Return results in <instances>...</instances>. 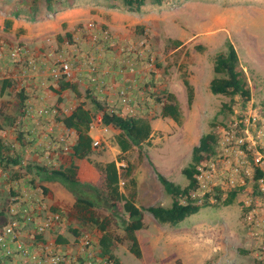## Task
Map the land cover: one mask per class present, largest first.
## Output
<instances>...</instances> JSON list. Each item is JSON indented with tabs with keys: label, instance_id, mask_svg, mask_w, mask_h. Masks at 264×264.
<instances>
[{
	"label": "rangeland",
	"instance_id": "374dc122",
	"mask_svg": "<svg viewBox=\"0 0 264 264\" xmlns=\"http://www.w3.org/2000/svg\"><path fill=\"white\" fill-rule=\"evenodd\" d=\"M144 1L151 7H155V4H157L155 0ZM30 2V0H23L22 2L20 0H0V8L21 7V5L28 7L31 6ZM99 2L100 4H89L90 13L96 14L99 18L103 17L106 12L112 15L125 16L127 24L123 30L131 34H136L139 31V29H136L138 26L142 27V25L130 23L129 17L133 20V16L138 15V13L135 14V10L121 5L120 0H99ZM110 2L114 5L113 7L109 5ZM211 3L213 2L210 0L205 2L202 0L163 1L161 8H164L165 12L161 18H156L151 26V29L157 32V36L151 32L148 36L151 48L156 55L155 62L162 71L158 81L160 82L159 87H157L158 92L165 94L173 90L175 102L180 113L179 122H174L169 117H162L160 112L154 109V105L157 102L154 94L151 93L149 105L152 115L146 111L141 114L143 115L144 113L147 118L152 117L150 122V126L153 127L152 137L141 144L140 152H138L137 147H133L128 152L119 154L116 151L118 148L113 141L116 134L115 131L109 127L101 134L98 132L101 138L100 146L92 149L87 158L78 162L77 176L82 182L95 186L100 190V193L104 192L102 185L103 174L97 169L98 164L122 156L124 161L133 166L135 165V168L139 169L138 174L136 173L139 177V179L137 178L138 186L136 187L139 197H137L135 202L138 205L147 203L148 205L161 204L160 206H163L162 202H152L149 195L146 197V193L151 192L153 188L156 174L161 172L168 181H176L180 185L186 183L185 177L180 173V168L190 163L191 148L197 144L201 134L208 131L216 133L219 126H224L233 119H237L239 112L248 111L247 108L254 110L259 117L264 115V7L257 6L256 15L251 16L240 11L235 13V11L230 10H218ZM38 5H40V8L44 6L42 0H38V3L36 2L35 8ZM220 5L226 7L225 3H220ZM92 6L95 7L92 9ZM173 8L177 9L174 11ZM146 14L148 15L149 13L147 12ZM172 19L175 20V23H171ZM60 29L62 32L65 28ZM64 32L67 31L65 30ZM64 32L63 34H65ZM192 34L195 35L193 37L198 39L196 45L192 46L193 58L189 54L188 48L171 52V49H173L170 42L171 38L182 37L181 39H186ZM49 39L54 41L56 38ZM227 41L233 45L236 51L238 58L236 70L243 72L246 86L250 91L249 98L242 101L238 96L228 98L215 95L207 87V90L201 89V93L196 94L192 104L188 105L186 91L182 83L183 80H187L190 74H196V71H200V77L203 78V82L206 74L211 78L213 72L210 65L213 63L214 54L219 51H225ZM182 51H186V53L184 54ZM13 64L11 63L9 66ZM189 65L193 66L192 69L188 68ZM196 65L199 66L198 70L194 69ZM47 81H45L46 84ZM202 91H206V93L204 94ZM80 92L84 95L86 94L85 97L90 102L89 89H85L84 86ZM73 96H75L74 93ZM11 97L13 96L10 94L4 95L3 108L0 110V121L4 120L3 127L0 126L2 130H8V127H11L10 125L14 126V128L17 125H21L20 122L24 110L19 107V101ZM223 103L226 104L225 107L221 106ZM157 107H159V104H157ZM89 110L92 116L97 114L91 105ZM15 120H18L19 124L15 123ZM18 132L22 131L11 129L5 133V136L6 134L16 136L19 135ZM262 150L264 151V147ZM134 151L137 152L138 156L135 157ZM141 152L153 175L143 170L145 162L142 165L136 164L142 158ZM124 161L122 162L123 164ZM42 166L47 167L46 165ZM9 174H11V171ZM29 174V184L40 189L47 204L52 205L54 203V201H50L52 194H54L55 202H59L57 204L60 205V208L68 207L73 202L71 194L61 185H51V190L48 188L51 192V196H49L39 187L40 181L37 179L38 177L36 178L32 171ZM177 176L179 179L176 178ZM156 182L160 183L158 180ZM251 187L252 183L248 180L243 189L236 191L232 202L228 205H223L222 203L228 191L220 193L216 196L215 202H205L207 205L199 207L196 212L173 224L171 230L163 233L158 239L151 235V241L156 242V257L160 256L162 250L166 248L167 252L178 249L177 251L180 255H182L180 250H194L195 248L200 250V245L202 250L207 251L210 248V244L216 245L213 235L216 234L214 230H217V233L220 232L221 234L219 236L222 238L225 250L231 255L230 262L232 264H255L256 257L254 253L258 249L259 243H255L254 238L251 237L245 226L246 222L242 216V201L249 198L253 203L256 201L262 204L261 207L264 209V193L253 191L251 195ZM115 207L117 210L115 212L104 207H97L96 212L100 217L109 216L111 221L110 232L117 236H122L120 204L116 203ZM81 230L89 238L92 237L93 232L90 227H84ZM239 230L242 234L247 233L244 236L246 238L245 244L239 242V240L233 242L222 237V235L228 234V231L234 233ZM45 236L47 240H52L53 234H46ZM170 238L176 244H172ZM259 246L263 247L264 241ZM113 249L114 255L121 264H171L170 260L165 263H161L159 260L151 263L148 259L141 263L140 260L129 253L124 241L116 243ZM197 256L199 255L194 257ZM184 264H193V258L190 257L187 263Z\"/></svg>",
	"mask_w": 264,
	"mask_h": 264
},
{
	"label": "built area",
	"instance_id": "2783aa9c",
	"mask_svg": "<svg viewBox=\"0 0 264 264\" xmlns=\"http://www.w3.org/2000/svg\"><path fill=\"white\" fill-rule=\"evenodd\" d=\"M69 32L68 37L62 35L58 41L45 39L52 46L38 66L30 50L20 42L8 44L0 37V55L13 63L38 68L44 84L49 78L69 81L75 72H82L90 88L88 93L95 96L104 111L122 117H145L141 114L145 111L152 115L149 96L162 94L157 89L162 71L156 66V55L148 37L132 40L125 35H115L107 25L97 24L92 19L77 23ZM75 62L79 64L74 66ZM5 67V64L0 65V73L9 77ZM74 106L58 108L44 103L28 106L26 115L37 122L39 117L68 114ZM247 110L217 128L213 151L195 165L194 182L188 195L190 201L215 202L220 193L242 187L248 180L252 183L255 168L263 172L255 183L257 191L264 193V119L254 110ZM96 112L89 127H96L101 134L109 127L101 123V112ZM65 140L66 136L61 135L48 147L54 149L63 144V150L69 151ZM100 144L99 134L91 138L92 149ZM116 164L123 165L122 162ZM242 203L245 226L260 245L264 240L262 204L253 203L249 198ZM50 206L38 187L28 186L9 194L0 206V264H114L112 259L98 253L86 234L76 239L72 251L56 243V237L69 221L65 214L51 210ZM46 234H53L52 240H47ZM259 245L254 255L257 264H264V246Z\"/></svg>",
	"mask_w": 264,
	"mask_h": 264
},
{
	"label": "crops",
	"instance_id": "0c3cea01",
	"mask_svg": "<svg viewBox=\"0 0 264 264\" xmlns=\"http://www.w3.org/2000/svg\"><path fill=\"white\" fill-rule=\"evenodd\" d=\"M53 1L54 0L50 1L51 6H53L51 7L52 11H47L44 6L40 8V5L35 8L36 2L38 3V0H34L35 5L33 6L30 3V7H25L24 5H21V7H7L6 9L0 8L1 40L3 42L5 41L8 44H12L16 41L22 43L30 50V56L33 58L37 66L39 64V59H41L46 53V51L52 46V44L46 42L45 39L56 38V41L60 40V37L62 36L59 35H62L65 30L67 32L71 31L76 25V23L79 21L82 22L92 19L97 24L107 25L110 31L115 35H125L130 39L135 40L142 36L148 37L150 32L153 35L157 36V32H154L151 29V26L155 19L161 18L162 14L165 12V9L161 8V4L165 0L157 2V4H155V7L149 6L147 2L143 0V4L140 5L137 10H135L137 12L134 11V13H138V15L133 16V20H131V17H129L130 23H135L134 25H142V27H135L136 29H139V31L136 34H134L133 32V34H131L130 32H124L123 30L124 26H126L127 24L125 21V16L116 14L112 15L106 12L103 17L99 18L96 14L90 13L89 4H100L99 0H72L70 5L61 7H57L55 3L56 1ZM64 1L66 2L68 0H63V2ZM202 1L205 2L206 0ZM210 1L213 2L211 3V5H214L218 10H230L235 11V13L240 11L243 13H247L251 16L256 15L257 6L264 7V0ZM53 3H55V6ZM220 3H225L226 7L220 5ZM94 7L95 6H92L91 8L93 9ZM12 8L14 9V11L23 10L24 13H19V15L15 16L14 12H12ZM176 9L177 8H175L174 11ZM147 12L149 13L148 15L146 14ZM171 23H175V20L172 19ZM60 28L65 29H63L61 32ZM193 36L195 35L192 34L186 39H181L182 37L175 39L171 38L172 40H178L180 42L178 46L172 47L173 49H171V52L177 51L178 49L182 50L188 48V52L193 58L192 46L196 45L198 41V39ZM166 37L168 36L166 35ZM182 52H184V54L186 53V51ZM11 63L13 62H11L7 57L3 56V54L0 55V65L5 64L7 66L5 68L9 72V77H4L0 73V110L3 108V99L5 94H10L11 96H13L11 97L12 99L19 101L16 93L21 92L22 96L24 97L22 101L24 114L20 122L21 125H17L16 128L10 125L11 127H8V130L0 129V145L2 146L0 156L13 159H15L16 157L18 159V163L14 165L7 164L4 160H0V206L6 202L9 194L18 193L19 191L24 188H27L28 186L32 187L29 184L28 177L30 174L26 166L32 165L33 170L36 169V165H46L48 168H59L67 166L69 163L78 165V162L80 161V159H75L70 156V146L74 142L75 134L72 129L65 128L58 120L61 115H47L44 117H39L37 122H35L33 118L26 115L28 106L37 107L38 105H43L45 103L48 105L54 104V106L59 108L62 106L76 105L81 102L85 103V108L90 109V105L92 106V104L87 101L88 99L85 97V95L80 92L82 91L84 86L85 89L89 88L84 73L75 72L71 80L68 81L70 83H77V92L74 93L75 96H73V92L71 90L67 88H60V80L54 81L49 78L47 84H44L43 78L40 74H38V68L32 69L28 67L26 63H14L13 65L9 66V64ZM49 64H51V62H49ZM78 64L79 62H75L73 65L77 66ZM210 66L212 68V64ZM192 67L193 66L190 65L188 66L189 69H192ZM194 69L198 70L199 66L196 65ZM4 79H7L12 83L11 85H8L2 89L1 81ZM210 79L211 78H209L206 74V76H204L203 82V78L200 77V71H196V74H190L187 77V82L190 84L193 92L192 100L196 94L201 93V89L207 90ZM170 93L173 94V90H170ZM203 93L205 94L206 91H204ZM192 100L190 105L192 104ZM157 104L154 105V109L157 110V112H160V105L156 108ZM151 120L149 121V123L151 122ZM3 123L4 120L2 122L0 121V126L3 127ZM15 123L19 124V121L15 120ZM11 129H19V131L22 132H18L19 135L16 136H11L9 134H6L5 136V133L9 132ZM114 131L115 133H117L116 130ZM88 134L91 138L96 136L98 134L97 128H90ZM152 134L153 127H151V133L149 135V138L152 137ZM61 135L66 136L65 144L69 146V151L63 150V144H60L58 148L54 149L48 147V145H50L52 141H54L57 137ZM25 148H27V150H25ZM116 151L119 152L118 149H116ZM134 153L135 157L138 156L137 152L134 151ZM141 155L142 158H140L139 162L136 163L137 165H142L145 162L142 152ZM121 161L123 162V160ZM131 166L132 169L130 177H132L135 181L134 204L137 207L149 206L147 203L143 205H138L135 202L137 197H139V194L136 191L139 179L136 173L138 174L139 169H136L135 165ZM143 166L144 171H148L151 175H153L151 168L146 164V162L145 165L143 164ZM8 171H11V174H9ZM176 178L179 179L178 176ZM156 180L157 179L154 176L153 188L151 189V192L146 193V197L149 195L152 202H162L163 206L168 207L171 203V197L164 191L162 185L156 182ZM40 183L49 189L51 185L58 184L57 182L46 181ZM173 183L177 184L180 187H183L186 185L187 182L181 185L176 183V181ZM53 196L54 194H52L50 201H54V203L60 207V205L57 204L59 202H55V197ZM71 204L72 203H70V205ZM121 217L123 220H125L127 219V214L123 213L121 214ZM141 220L143 227L135 231V237L137 239L141 251V256L136 259L140 260L141 263H144L145 259H148L151 263H155L157 260H159L161 263H165L170 260L171 264H184L187 263V260L190 257H192L193 264H232L230 262L231 255L225 250L222 238L219 236L220 232L217 233V230H214L216 234L213 235L215 238L214 242L216 245L214 246L210 244V248L207 251L202 250L200 245V250L198 248H195L194 250H180V253L184 255L182 256L178 253V249H173L167 252L166 248L162 250L160 256L156 257V242L151 241L150 236L154 235L155 238L158 239L163 233L169 232L173 225H170L168 223L157 222V220L148 211L145 210H142ZM1 223L2 217L0 215V224ZM84 227L90 226H82L75 222L69 221L67 227L63 229L58 235L59 237L65 238V241L62 243L60 242L58 244H60L63 248L72 251L76 244V239L81 234H85L81 232V229H83ZM90 228L93 232L91 238L94 242H96L99 236L101 235V232L94 226H91ZM246 235L247 233L242 234L239 230L235 231L234 233L228 231V234L222 235V237L230 241L232 240L233 242L239 240V242L245 244L246 238H244V236ZM216 237H218V239H216ZM251 237L253 236L251 235ZM253 238L256 243L257 240L255 239V237ZM172 240L173 239L170 238V241ZM26 242L29 243L30 240H26ZM172 244H176V242L172 241ZM250 247L249 249H251ZM112 254L114 255V249L112 250ZM195 255L199 256L194 257ZM115 259L117 260L118 264H121L116 256Z\"/></svg>",
	"mask_w": 264,
	"mask_h": 264
},
{
	"label": "trees",
	"instance_id": "16d2710c",
	"mask_svg": "<svg viewBox=\"0 0 264 264\" xmlns=\"http://www.w3.org/2000/svg\"><path fill=\"white\" fill-rule=\"evenodd\" d=\"M23 0H20L22 2ZM32 6L34 0H30ZM44 7L47 11H52L51 0H42ZM57 7L68 6L72 0H54ZM159 2L160 0H155ZM116 2V1H115ZM121 5L137 10L140 5L143 4V0H120ZM59 5V6H58ZM110 6H114L111 2ZM55 6V4H54ZM30 7V6H29ZM32 8V7H31ZM55 8V7H54ZM13 9V8H12ZM14 15L24 13L23 10H12ZM70 32H66L63 36L68 37ZM62 36V35H59ZM61 38V37H60ZM172 47L178 46V40H171ZM199 47V46H198ZM41 59H39L40 62ZM34 61V60H33ZM35 63V61H34ZM238 58L233 45L227 41L226 50L219 51L214 54L212 63L213 76L209 80L208 88L212 94L221 95L231 98L238 96L242 101L249 98L250 91L248 90L243 72L236 70ZM157 67L158 64L156 65ZM60 88H67L73 93H76L77 83H70L66 80H60ZM12 82L9 80H2V89ZM183 86L186 91V101L189 105L192 100L193 92L190 84L187 80H183ZM16 95L19 98V107L23 109V99L21 92H17ZM86 96V94H85ZM90 103L96 111L101 112V123L105 126L111 127L116 130L117 133L114 136V144L119 150V154H123L131 150L134 146L137 147L140 152V147L143 142L148 141L151 133V127L149 121L151 118L146 117H122L113 113L104 111L97 101L95 96L90 95ZM156 102L160 105V115L162 117H169L174 122H179V109L175 102V97L172 93H162L155 96ZM85 103L81 102L76 104L72 110L65 115H62L58 120L61 124L67 128L72 129L75 138L74 142L70 146V156L75 159H85L92 152L91 137L88 134L90 130L89 124L91 122L92 114L88 108H85ZM225 103L221 106L225 107ZM240 115L238 114V118ZM264 119V115H263ZM216 133L208 131L203 133L198 138L196 145L192 146L190 152V163L182 167L180 173L185 177L187 183L185 186L180 187L172 181H168L162 174H156L157 180L162 185L164 191L170 195L171 203L169 207H163L160 205H149L146 207H137L134 204L135 198V181L130 177L132 166L127 161H124V157L118 156L114 160L106 161L98 164V170L103 174L102 185L103 191L100 193L95 186L82 182L77 176L78 165L69 163L67 166L59 168H48L42 165H36V169L33 170L32 166H26L28 171H32V174L40 182H57L64 189H66L73 197V202L70 206L60 208L56 204L50 206L51 210H56L65 214L68 221L75 222L82 226H94L100 232L98 240L94 242L91 238V244L94 246L100 255L107 256L112 259L114 264H118L115 256L112 254V250L116 243H126V249L135 258L141 256V251L135 237V231L143 227L142 224V210L148 211L159 223H168L170 225L182 220L184 217L196 212L199 207L205 206V202L196 204L190 201L188 198L189 191L193 186V173L195 165L203 161L209 153L213 151V144L215 143ZM0 145V155H1ZM263 151V150H262ZM0 160H4L7 164H16L18 159L6 158L0 156ZM124 164L118 166L116 163ZM263 174L257 168L254 169L252 176V187L250 189L251 195L253 191H257L255 180ZM122 182L120 185L119 183ZM40 188L43 192L51 196V192L46 186L41 183ZM242 187H234L228 190L227 196L223 200V205H228L232 202L237 190L243 189ZM116 203L120 204L121 213L127 214V219H122V236H117L110 232V217L105 215L100 217L96 212L97 207H104L110 209L112 212L116 210ZM2 216V214L0 213ZM57 240V241H56ZM56 243H62L65 241L63 237H57ZM257 264V262L255 263Z\"/></svg>",
	"mask_w": 264,
	"mask_h": 264
}]
</instances>
